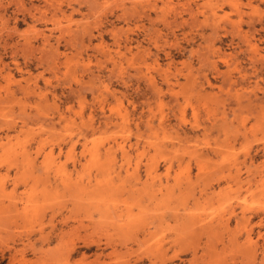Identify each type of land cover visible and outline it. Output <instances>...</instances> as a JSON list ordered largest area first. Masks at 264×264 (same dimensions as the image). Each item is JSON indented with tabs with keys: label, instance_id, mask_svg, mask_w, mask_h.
<instances>
[{
	"label": "rangeland",
	"instance_id": "rangeland-1",
	"mask_svg": "<svg viewBox=\"0 0 264 264\" xmlns=\"http://www.w3.org/2000/svg\"><path fill=\"white\" fill-rule=\"evenodd\" d=\"M0 264H264V0H0Z\"/></svg>",
	"mask_w": 264,
	"mask_h": 264
}]
</instances>
